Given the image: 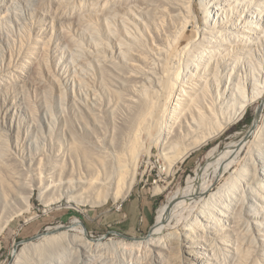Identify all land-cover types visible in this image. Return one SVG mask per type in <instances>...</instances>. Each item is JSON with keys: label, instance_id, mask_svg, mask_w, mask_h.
<instances>
[{"label": "bare ground", "instance_id": "6f19581e", "mask_svg": "<svg viewBox=\"0 0 264 264\" xmlns=\"http://www.w3.org/2000/svg\"><path fill=\"white\" fill-rule=\"evenodd\" d=\"M199 1L204 28H193L183 57L168 68L164 56L172 50L170 38L188 9L186 0H0V236L30 212L37 191L46 207L62 200L96 207L102 192L104 202L118 201L130 173L127 153L115 150L124 156L113 158L116 173L98 148L108 140L101 143L96 131L106 118L115 121L120 107L129 113L125 134L134 142L122 140L129 145L128 160L134 165L139 156L141 131L157 129L158 144L175 153L166 168L172 175L175 161L260 103L252 126L225 147H213L195 176L168 198L148 239H93L74 218L14 248L10 264H148L143 258L156 264H264V0ZM150 38L159 44L150 47ZM27 87L36 93L40 112ZM11 88L19 90L16 100ZM20 110L30 123L25 135L15 122ZM47 141L54 146L48 153ZM63 145L57 179L25 180L27 171L54 164ZM21 147L26 150L18 154Z\"/></svg>", "mask_w": 264, "mask_h": 264}, {"label": "rangeland", "instance_id": "374dc122", "mask_svg": "<svg viewBox=\"0 0 264 264\" xmlns=\"http://www.w3.org/2000/svg\"><path fill=\"white\" fill-rule=\"evenodd\" d=\"M190 1L186 0V2H187L186 6L188 9L183 13L184 18L182 17V19L179 22L176 21V28L173 29L175 31H172V34L173 33L174 34L171 36L170 40H172V42L175 41V42L171 43V46L173 44L172 50L169 51V54H168L169 56L166 55V56H164L166 58L163 57L165 59V63L167 60V63L166 64L164 63V64L166 66L168 65V68L170 66H172V67L177 66L176 64H178L180 59L183 57V56H181V53H182L181 50H182L183 46H185V44H187L191 40L193 28L195 30H197L199 28L200 29L204 28L205 23H204L203 13L201 12L200 1L199 0H190ZM186 20H187V22H186ZM173 22L175 23V21H173ZM183 23L184 24L188 23L187 24L188 27L185 29H181V26ZM177 25H178V27H177ZM167 26L171 27V23H170L169 19L167 22ZM177 28H178V30H176ZM176 31H178L179 33L178 32L176 33ZM181 31L183 32L182 34H181ZM169 35H170V32H169ZM179 35H180V37H179ZM176 38H177V41H176ZM153 42L155 43L156 41H153V39L150 38L148 45L150 47H152ZM25 43H26V41L24 42V44ZM21 44H20V46H21ZM156 44H159V42H156ZM176 44L178 45V47L176 46ZM174 49L178 50V55L175 56L176 59L174 58V56H171L173 54V52L175 51ZM179 51H180V53H179ZM177 58H179V59L177 60ZM172 67H170V68H172ZM28 88L29 87H27V91H28L27 93L30 97V100L31 101L33 100L32 101L33 105H35L36 110H38V112H40L39 106H38L37 101H36L37 100L36 99V93H34V91L31 88H29V90L31 91V92H29ZM13 90H15V91H13ZM9 94H10V97L12 99L16 100V98L19 95V90L11 88V90L9 91ZM259 105H260V103L252 105L247 110V112L242 117V119H240L238 122L231 125L228 130H226L224 133L219 135L217 138L211 140L206 145H203L199 148H196L195 150H192L190 155H188L184 160L175 161L176 165L174 168V173L172 175L166 174V170H167L166 168H168L169 164L171 163V162H169V160L172 161L174 159V158L171 159V157L175 156V153L173 151H171V149L168 148L169 151H171L173 153L172 154L170 152L171 154H169L168 153L169 151L167 148H166L167 151L166 150L164 151L163 146H161V144L160 145L158 144V142H160V141L158 140V134H157L158 130L157 129H156L157 130L156 131V130H152L149 128L150 130H152L151 134H148V133H150L149 129H147L148 133H147V130H145L146 131L145 133H144V130H143V132L141 131L140 136H142V137H139V141L136 142V143H138V145H140V146H138L139 150H140V151H138L139 156L138 155L136 156V158H135L136 160H134L135 161L134 165L131 162V160H128L130 158L128 157L129 153L127 151V147L134 143V142H132V140H129L130 137H132L131 139H133V136H131L130 133L127 135L125 134L128 132V129H127L124 121L128 120L127 118L129 116V113L124 108H121V107L119 109L117 108L118 110H117V113L115 116L116 119L114 117L115 121H112L113 118H109V119L104 118L105 119V120H103V123L105 121L104 126H103V124H101L102 129L96 131V136L102 137L100 139V140H102L101 143H103L104 138H106L108 140L107 143H106V140L103 143V145H105L104 147H106L105 150L101 144L98 148H100V150H103L106 153L107 157L110 156V158L108 157L110 160L106 159L107 160L106 162H108V164L110 162L108 167L111 164L113 165L110 168H114L115 172L118 169V167L117 168L115 167L118 165V163L116 164V162H115V160H113V158L117 157L116 158V161H117L118 159L120 160L122 157H124V156H119L120 155L119 152H121V151H122V153H121L122 155L123 154L125 155V153H127V155H128V156L125 155L126 157H124V158L127 159V161H129L128 162L129 163L128 170L130 169V171H128V170L127 171L130 173H127V172L125 173V175L129 174V177L126 175L128 178L126 176L125 177L128 180H126V181L124 180L125 181V182L123 181L124 184H121V188H122V185L126 186V187L123 186V188L124 189L126 188V190H124L123 188H122L123 190L121 189L122 191L119 190L118 196L121 195V197L118 198V201H116V202H115V200H113L111 198H109L106 202H104L103 200L105 198H103L102 195L105 193L102 192L101 197H100V202H101L100 205L101 206L98 205L96 207H91L88 204H86V205L81 204L78 208L75 206V204H72V203L68 204L66 201L62 200L60 203H57L56 205L46 207V205L39 198V191L35 192V195L33 196V199H32V205H31L30 212L25 213L18 218H15V220H13L10 223V225L1 233L0 241H1V245H2V251L0 253V264H10L11 263L12 258H13L11 255H12V251L14 248L22 247V244H24L25 242H27L29 240L34 239L35 236H37L38 234L44 233L49 227H56L59 225L68 226V225H70L71 221L74 218H78L84 223L89 236L92 237L93 239H100V238L104 237V240L106 242L113 240V241L124 242V243H129V242L131 243V242H134V240L135 241H143L145 239H148L152 233V230H153L155 224H156L157 213H158L159 209L168 202V198H170L178 189L186 186V183H187V180L189 179V177L195 176V173H196V170L198 169V167L202 166L206 163L207 156L213 147H217L218 145H219L218 147H220V148L225 147V145L227 143L241 137L244 134V132H246L252 126V124L255 120V117H256L257 107ZM68 111L69 110H67L66 117H67V114L69 115V113H70ZM55 115L57 117V113H55ZM104 117H106V116L104 115ZM248 120H251V123H248ZM28 121L29 120L21 112V110H20V112H18L16 114L15 122L17 123V125L19 124V126L22 127L21 129H23L22 133L24 135L27 132L29 133L28 125L30 123ZM116 121H118L117 124L114 123ZM42 130L43 131L41 132V134L44 133V131H46L45 128ZM109 130H110V132H109ZM116 130H117V132L118 131H120V132L117 133V132H115ZM99 132H102V133H99ZM104 132L106 133V135ZM122 132H124V133H122ZM46 134L47 133L45 132V134H43V135H46ZM115 134H117V136ZM122 134H123V137H122ZM55 135H56V133H55ZM150 135H152V137ZM54 137H55V139H53L54 142L61 145L62 143L57 139V137L56 136H54ZM114 137H116V140H114L115 139ZM110 139H111V141H110ZM123 139H125L124 142L128 141L129 145L126 146L125 145L126 143L124 144V142L122 141ZM112 140H113V142H112ZM141 141H142V144H141ZM114 142H117L116 143L118 145L117 148H116L117 145L113 144ZM118 142H119V144H118ZM128 142H127V144H128ZM139 142H140V144H139ZM46 143L43 144L44 145L43 150H46L48 153V151H49L48 147L50 146L51 147L50 149H53L54 146H51V144L49 142H48L49 144L47 143L48 144V146H47ZM111 143L115 147H113L111 145ZM123 145L126 146V148ZM107 146H109V147L107 148ZM119 147L121 148V150ZM24 148H26V147H24ZM24 148L21 147L20 152H18V154H22L23 152H25L26 149L24 150ZM122 148H125L126 150L122 149ZM58 149H59V146H58ZM107 149H109L111 153ZM115 150H116V153L119 154V155L118 154L117 155L121 158H119L116 155ZM103 151H101L100 154ZM106 151H108V153ZM105 153L103 154L104 158H107V157H105L106 156ZM109 153L110 154L113 153V154L110 155ZM165 153L166 154L168 153L169 156L168 155L164 156V155H166ZM62 154H64V145H63V148H62V151L60 154L61 156L55 157V161L54 160L52 161V162H54V164L58 163V166L57 165L54 166L53 163H51L50 165H46L47 167H43L44 171H42L43 173L45 172L44 174L41 171H37V172L32 171V173H31V171H27L25 173V177H24L25 180L27 182L29 181L31 183V181H33L34 179H37L36 177H38V179H39V177L41 179L44 178L49 182L53 181L54 179H57V176L60 175L57 173H61V169H60L61 165H59L60 162H58L59 159L62 161V163H64L63 162L64 158H61L62 156L64 157V155H62ZM111 156H112V158H111ZM66 157L67 156H65V159H66ZM79 157L78 158L76 157L77 160L79 159L78 161L82 162L83 159H82L81 155H79ZM167 157H170V159L167 160ZM165 158H166V160H165ZM113 161H114V164H113ZM67 162H68V160H67ZM76 164H78V162H76ZM81 165H80V167H81ZM55 168L57 171L55 170ZM52 169H53V171L55 170L53 173H52ZM78 169H80V168H78ZM46 170H48V171L50 170V172L52 174L50 172L47 173L48 171H46ZM62 170H64V169H62ZM80 170H82V169H80ZM76 171H79V170H77V167H76ZM118 171H119V169H118ZM133 171L134 172L136 171L135 172L136 176L134 179L135 182L133 184V189H132L131 193L129 195H127V193H126L127 187L130 185L129 182H131L133 180V178H132V176L134 175ZM63 172L64 171H62V173ZM119 173H120V171H119ZM27 174L30 175L31 180L27 179V178H30L29 176H27ZM38 174H40V175H38ZM49 175H51V176H49ZM32 178H33V180H32ZM129 178L131 181L129 180ZM113 188H115V187H113ZM157 189L158 190L161 189V190L158 192ZM111 193H112V191H111ZM124 195H126V197H124ZM142 218H143V222H142ZM175 229H176V226H175ZM112 253H113V251L111 252V255L113 257H115L116 254L114 253V255H113ZM142 257H141V260H142ZM172 259H170V261L175 260V259H173V260ZM147 260H149L148 264H154L155 263L153 260L151 262L150 259H148V258L147 259L143 258V260L141 262L147 261ZM143 263L146 264L147 262H143Z\"/></svg>", "mask_w": 264, "mask_h": 264}, {"label": "trees", "instance_id": "16d2710c", "mask_svg": "<svg viewBox=\"0 0 264 264\" xmlns=\"http://www.w3.org/2000/svg\"><path fill=\"white\" fill-rule=\"evenodd\" d=\"M248 123H251V120H248Z\"/></svg>", "mask_w": 264, "mask_h": 264}, {"label": "built area", "instance_id": "2783aa9c", "mask_svg": "<svg viewBox=\"0 0 264 264\" xmlns=\"http://www.w3.org/2000/svg\"><path fill=\"white\" fill-rule=\"evenodd\" d=\"M142 222H143V218H142Z\"/></svg>", "mask_w": 264, "mask_h": 264}, {"label": "water", "instance_id": "95a60500", "mask_svg": "<svg viewBox=\"0 0 264 264\" xmlns=\"http://www.w3.org/2000/svg\"><path fill=\"white\" fill-rule=\"evenodd\" d=\"M152 228H153V227H152ZM102 239H104V237H103Z\"/></svg>", "mask_w": 264, "mask_h": 264}]
</instances>
